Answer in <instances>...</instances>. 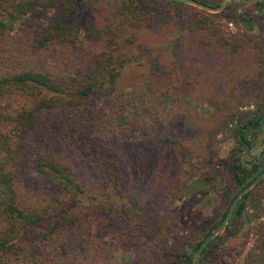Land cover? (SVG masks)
Segmentation results:
<instances>
[{
	"label": "rangeland",
	"instance_id": "rangeland-1",
	"mask_svg": "<svg viewBox=\"0 0 264 264\" xmlns=\"http://www.w3.org/2000/svg\"><path fill=\"white\" fill-rule=\"evenodd\" d=\"M79 1L77 18L83 24L97 7L114 14L120 0ZM170 9L174 20L160 23L161 33L154 24L142 27L137 39L140 56L128 63L118 78L120 96L116 103H131L126 116L109 118L100 103L98 113L106 112L104 123L91 136L76 139L56 135L47 129L49 120L42 121L38 132L27 141L30 154L19 166V204L37 206L45 203L53 190L34 175L33 154L41 149L52 151L92 184L99 177L100 158L113 157L122 182L114 194L105 191L100 199H115L119 212L94 209V201L84 198L83 204L94 210L92 219L79 221L42 246L43 253L37 255L40 260L31 262V256L25 254L11 264H52L70 259L159 264L163 252L175 247L174 240L178 244L193 227L203 224L219 203L228 174L218 161L233 157L234 139L228 129H223L208 146V131L217 124L216 116L226 110L224 100L243 109L252 108L249 104L254 94H264V18L249 28L233 17L216 15L226 35L246 33L263 47L260 58L244 52L239 55L241 59L231 60L224 54L204 56L185 30L188 10ZM43 19L42 12L28 15L0 40V75L28 69L69 74L72 66L101 48L100 40L81 33L72 43L35 51L31 44L35 31L30 24L38 30ZM153 219L162 228L159 233L150 231L152 223L147 233L139 228ZM257 222L245 224L236 235L227 237L210 264H244L255 237L251 227ZM166 230L176 236L168 244L161 239Z\"/></svg>",
	"mask_w": 264,
	"mask_h": 264
},
{
	"label": "trees",
	"instance_id": "trees-1",
	"mask_svg": "<svg viewBox=\"0 0 264 264\" xmlns=\"http://www.w3.org/2000/svg\"><path fill=\"white\" fill-rule=\"evenodd\" d=\"M193 1L215 9L222 0ZM80 6L79 0H0V40L28 15L42 12L41 27L37 30L30 24V29L35 31L31 43L35 51L72 43L81 33L101 41V48L89 53L84 62L72 66L69 74L28 69L0 75V264H11L13 259L25 254L31 256V262L40 260L37 255L43 253L42 246L52 243L60 232L79 221L93 218L94 210L83 204L84 198L94 201V209L119 212L115 199H100L105 191L112 190L114 194V188L122 182L118 162L113 157L100 158L99 177L93 185L85 174L52 151L41 149L33 154L34 175L53 190L47 201L37 206L19 204V166L30 154L27 141L38 132L42 121L49 120L47 129L56 135L76 139L89 137L102 126L106 112L98 113L100 103L109 118L126 116L131 103L125 100L116 103L120 96L117 82L122 69L140 56L137 39L145 24L156 25L161 33L160 23L170 24L174 20L170 7H176L188 10L187 14L183 12L187 16L185 30L190 42L204 56L224 54L231 60H239L244 52L255 58L263 53L262 45L246 33L226 35L216 15L233 17L252 28L256 20L264 18V0H228L218 14L170 0H120L114 14L97 7L83 24L77 18ZM223 104L226 110L216 116L217 124L209 129L207 143L211 145L223 129H228L233 136V157L218 161L228 174L227 185L205 222L193 227L178 244L173 239L175 247L163 252L159 264H193L198 246L221 224L238 192L264 170V94H254L249 104L252 108L243 109L225 100ZM259 146L262 148L253 153ZM263 182L264 178L240 198L223 231L201 252L198 264H210L227 237L236 235L243 225L253 221H258L251 227L255 237L244 264H264V220H261L264 190L258 191ZM150 223L153 224L150 231L159 233L162 228L155 219L142 223L139 228L147 233ZM172 236L166 230L162 242L168 244L176 237ZM52 264L103 263L70 259Z\"/></svg>",
	"mask_w": 264,
	"mask_h": 264
},
{
	"label": "water",
	"instance_id": "water-1",
	"mask_svg": "<svg viewBox=\"0 0 264 264\" xmlns=\"http://www.w3.org/2000/svg\"><path fill=\"white\" fill-rule=\"evenodd\" d=\"M170 1H176V2H181V3L193 5L195 7L202 9V10H205L207 12L217 13V12H221L224 9L228 0H222L220 6L215 8V9L206 7V6L200 4L196 1H193V0H170ZM263 178H264V170L248 186L244 187L240 192H238V194L233 199V201L229 207V210H228L225 218L221 222V224L218 227H216L214 230H212V232L198 246L196 252L194 253L193 264L199 263L201 252L203 251L205 246L214 238L215 235L220 233L225 228V226H226L227 222L229 221L231 215L233 214L235 207H236L237 203L239 202L240 198L245 193H247L249 190H251L255 185H257Z\"/></svg>",
	"mask_w": 264,
	"mask_h": 264
}]
</instances>
